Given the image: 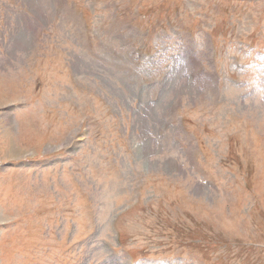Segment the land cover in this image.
<instances>
[{
  "label": "rangeland",
  "instance_id": "1",
  "mask_svg": "<svg viewBox=\"0 0 264 264\" xmlns=\"http://www.w3.org/2000/svg\"><path fill=\"white\" fill-rule=\"evenodd\" d=\"M0 264H264V0H0Z\"/></svg>",
  "mask_w": 264,
  "mask_h": 264
}]
</instances>
